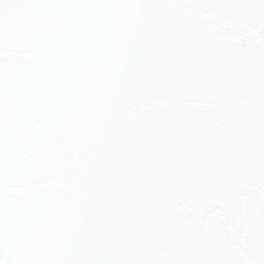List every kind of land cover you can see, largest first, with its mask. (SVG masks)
<instances>
[{"label": "snow or ice", "instance_id": "snow-or-ice-1", "mask_svg": "<svg viewBox=\"0 0 264 264\" xmlns=\"http://www.w3.org/2000/svg\"><path fill=\"white\" fill-rule=\"evenodd\" d=\"M0 264H264V0H0Z\"/></svg>", "mask_w": 264, "mask_h": 264}]
</instances>
